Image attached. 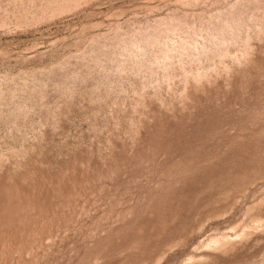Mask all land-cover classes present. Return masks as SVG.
Here are the masks:
<instances>
[{"label":"rangeland","instance_id":"1","mask_svg":"<svg viewBox=\"0 0 264 264\" xmlns=\"http://www.w3.org/2000/svg\"><path fill=\"white\" fill-rule=\"evenodd\" d=\"M0 264H264V0H0Z\"/></svg>","mask_w":264,"mask_h":264}]
</instances>
